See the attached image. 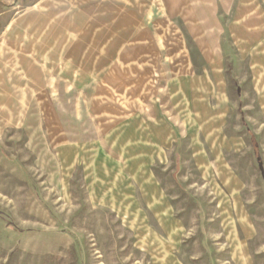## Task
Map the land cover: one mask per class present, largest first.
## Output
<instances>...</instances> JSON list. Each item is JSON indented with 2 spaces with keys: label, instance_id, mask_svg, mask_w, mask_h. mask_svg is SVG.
<instances>
[{
  "label": "rangeland",
  "instance_id": "374dc122",
  "mask_svg": "<svg viewBox=\"0 0 264 264\" xmlns=\"http://www.w3.org/2000/svg\"><path fill=\"white\" fill-rule=\"evenodd\" d=\"M0 3V264H264V0Z\"/></svg>",
  "mask_w": 264,
  "mask_h": 264
},
{
  "label": "trees",
  "instance_id": "16d2710c",
  "mask_svg": "<svg viewBox=\"0 0 264 264\" xmlns=\"http://www.w3.org/2000/svg\"><path fill=\"white\" fill-rule=\"evenodd\" d=\"M39 2H40V0H20L21 5L23 7H26V8H31V7L35 6L37 3H39ZM5 14H6L5 6H4V4L0 3V21L3 20V17H4ZM7 15L9 17L13 16L12 13H10V14L7 13ZM255 148H256V144H255Z\"/></svg>",
  "mask_w": 264,
  "mask_h": 264
}]
</instances>
